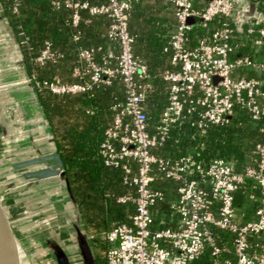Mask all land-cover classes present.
<instances>
[{
  "label": "built area",
  "instance_id": "2783aa9c",
  "mask_svg": "<svg viewBox=\"0 0 264 264\" xmlns=\"http://www.w3.org/2000/svg\"><path fill=\"white\" fill-rule=\"evenodd\" d=\"M133 1L140 0H106L94 6L66 1V6L76 10L88 8L92 13L106 14L111 19L108 37L121 46V53L114 55L109 49L107 58L116 59L114 67L108 64L110 60L97 63L94 49L80 47L90 83H37L56 93L85 91L94 85L108 84L114 77L124 83L125 99L112 107L115 115L105 129L100 156L105 165L120 168L124 181L135 186L136 196L120 198L121 202H132L135 209L130 222H115L99 234L107 243L105 264H194L205 253L209 254V264H264V126L260 129L263 140L255 146L256 164L242 172L221 158L204 168L190 155L170 159L154 151L166 139L170 122L184 113H196L199 127L227 123L237 106L249 111L253 120L264 117V58L234 55V28L226 23L196 45L191 44L189 36L195 22L205 26L222 17L264 40V24H254L255 18L264 23V10L259 11L254 0H161L176 19L170 41L175 69L162 75L170 82L168 104L157 132L151 135L145 111L151 88L147 81L149 72L146 64L134 56L135 36L129 30ZM13 2L16 12L18 1ZM53 3L57 7L61 4ZM190 18L195 21L190 22ZM78 20L76 12L73 23ZM57 55L47 41L38 60H53ZM245 69L254 74L246 76ZM88 72L74 70L77 76ZM195 174L197 177H192ZM169 178L181 182L172 205L179 213L178 225L158 228L153 208L164 193L156 185ZM246 179H253L260 193L254 217L243 222L234 204V193ZM216 229L229 236L219 235Z\"/></svg>",
  "mask_w": 264,
  "mask_h": 264
},
{
  "label": "crops",
  "instance_id": "0c3cea01",
  "mask_svg": "<svg viewBox=\"0 0 264 264\" xmlns=\"http://www.w3.org/2000/svg\"><path fill=\"white\" fill-rule=\"evenodd\" d=\"M17 1V14L26 15L32 10L29 0ZM55 1H59L66 7L65 10L69 15L67 24L73 30L72 38L68 44H63L64 47L51 38L44 39L42 42L39 39L31 40L28 36L19 37L5 8L4 0H0V161H5L9 166L8 169L6 168V177L20 179L21 184L18 188H21L22 195L29 197L31 192L35 194L36 202H39L40 206L38 208H43L50 218L48 224H40L38 228L27 232L29 236L31 234L38 236L36 245L44 247L43 251H41L42 248L35 250L39 257L37 261L34 257L36 254L31 252L36 245L25 244L34 264H59L60 251L67 255L69 264H80L81 255L76 242L77 233L74 223L90 242L97 264H105L107 243L100 238L99 234L109 230L115 222L116 213L112 212V206L120 207V214L126 218L124 222H130V216L135 209L132 202L120 201L123 196H136L135 186L124 181L122 170L105 165L103 162V170L99 178L72 181L64 163L69 187L77 204V208H74L64 179L54 177L42 181L25 176L28 172L46 168L48 165L44 161L21 167L15 166L20 162L42 159L55 152H58L63 160L57 137H61L68 130L81 129L86 125V111L90 110V107L84 105L82 101L86 93L98 90L102 92L101 95L111 97L113 103H119L125 98V87L120 77L112 78L108 84L101 83L79 92L56 93L48 87L38 86L37 83L43 81L81 85L90 83V72L84 59L80 57V47L94 49V60L97 63L102 64L104 60H110L108 64L114 67L116 59L107 58L108 51L110 49L114 55L120 53L117 45H111L107 41L110 18L106 14L92 13L88 8L76 10L74 7L65 5L66 1H87ZM76 12L79 20L77 24H74L73 18ZM150 15L161 16L168 22L170 16V19L175 21L174 15L161 0H144L131 14L130 26L135 36L137 34L139 37L145 17ZM74 36H78V40H74ZM47 41L51 42L52 49L58 55L53 60L41 62L38 58ZM135 54L144 60L149 72L153 75L157 76L171 69L169 55L160 56L148 62L150 60L149 44L141 36L136 42ZM29 64L33 66L32 72H30ZM76 68L88 73L77 76L74 74ZM26 76L31 79L30 85ZM1 85L6 88H2ZM43 88H47L58 99L52 106V123L40 99L39 93ZM108 123L110 124L105 128L113 121L110 120ZM2 125H5L7 135L4 134ZM48 162L53 163L54 159H49ZM136 168L133 164L135 173ZM9 186L13 187L14 183L12 182ZM157 188L168 199L170 197L174 201L177 193V187L174 184L163 181L157 184ZM7 199L10 201L8 206L14 208L15 199ZM31 199L32 197L30 201ZM12 225L15 229L13 222ZM28 238L34 239V237ZM47 255L50 258H46Z\"/></svg>",
  "mask_w": 264,
  "mask_h": 264
},
{
  "label": "trees",
  "instance_id": "16d2710c",
  "mask_svg": "<svg viewBox=\"0 0 264 264\" xmlns=\"http://www.w3.org/2000/svg\"><path fill=\"white\" fill-rule=\"evenodd\" d=\"M54 1L29 0L32 10L26 15H20L12 9L13 0H4L5 8L19 37L28 36L31 40L39 39L42 42L44 39L51 38L61 46L68 44L73 33V30L67 24L69 15L63 4L57 7L53 3ZM80 1H87L92 6L106 2V0ZM143 1H133L132 3L129 17V30L132 34L131 14L136 8H139ZM254 1L257 2L259 11L264 10V0ZM170 18L169 16L168 22L157 15L145 17L143 30L139 33V37L134 34L133 53L139 61L145 64L144 60L138 58L135 54V45L141 36L149 44L150 60L148 62H152L154 61L152 59L160 56L166 57L168 55L170 62L172 58L171 34L176 24V19L172 21ZM224 23L234 28L232 36V44L236 47L234 55H249L251 58L258 60L264 58V40H261L255 33L248 34L245 27H240V29L233 22L222 17L214 18L205 26L200 24L199 21L195 22L189 32L191 44L196 45L202 37L209 38L212 31L222 27ZM254 24L255 27H260L264 23L255 18ZM107 41L111 45H117L121 53V46L117 42H112L108 37V33ZM32 67L29 64L30 72H32ZM169 68L175 69L172 64H169ZM244 74L251 76L254 73L251 69H245ZM162 75L163 73L156 76L149 72V78L147 79L151 88L146 95L145 111L148 123L147 131L151 135L157 132L161 124L163 111L168 104L170 82L164 80ZM101 93L95 90L83 96L84 105L90 107V110L86 111V125L81 129L68 130L61 137H57L59 150L72 181L83 178H99L103 170L100 145L104 139L105 127L110 124L108 123L110 120L113 121L115 115V110L112 107L118 102L113 103L111 97H105V94L101 95ZM39 95L52 123V106L58 99L47 88H43ZM197 118L196 113H184L183 117L170 122L166 139L154 150L156 154L170 159L190 155L204 168L208 167L214 159L221 158L231 162L234 168L240 172L248 166L256 164L258 156L255 152V146L263 140L260 129L264 126V117L253 120L249 111L237 106L235 113L225 124H208L205 127H199L196 123ZM192 177H197V174ZM163 181H169L177 188L181 184L179 180L172 178L158 181L157 184ZM259 190V186L253 179H246L245 183L235 191L234 204L243 222L254 217L259 205ZM177 198V193L174 201L164 195L163 199L159 200L154 206V217L158 228L177 227L179 213L172 207ZM111 209L112 212L116 213L115 222L126 221V218L120 214V207L112 206ZM118 211L119 214H117ZM216 232L221 236H229L225 231L216 229ZM209 259V254L205 253L194 264H209Z\"/></svg>",
  "mask_w": 264,
  "mask_h": 264
},
{
  "label": "water",
  "instance_id": "95a60500",
  "mask_svg": "<svg viewBox=\"0 0 264 264\" xmlns=\"http://www.w3.org/2000/svg\"><path fill=\"white\" fill-rule=\"evenodd\" d=\"M190 22H194V18L189 19ZM28 84H31V79L26 76ZM11 110V109H10ZM4 134H8L5 125H2ZM49 159H54L53 163L48 162ZM44 161L48 166L46 168L28 172L25 174L26 177H32L37 180H48L54 177L64 179L67 187L68 194L71 198L72 205L77 208V204L74 200L73 194L69 187V181L66 175L64 162L58 152L51 155L45 156L42 159L36 158L33 160H28L16 164V167H21L24 165L32 164L35 162ZM9 200L3 201L0 196V264H11V259L13 256V249L15 244L19 246L22 250V263L23 264H34L33 260L29 256L25 245L20 241V239L15 234V229L12 225L10 214L8 211ZM77 219V217H75ZM78 221V219H77ZM74 228L76 229L77 235V245L81 255L80 264H97L93 248L90 242L87 240L85 235L79 230V227L74 223ZM59 264H69L67 255L60 251L59 254ZM60 259H62L60 261Z\"/></svg>",
  "mask_w": 264,
  "mask_h": 264
},
{
  "label": "rangeland",
  "instance_id": "374dc122",
  "mask_svg": "<svg viewBox=\"0 0 264 264\" xmlns=\"http://www.w3.org/2000/svg\"><path fill=\"white\" fill-rule=\"evenodd\" d=\"M3 85H1L2 87ZM6 88V87H2ZM9 160V159H8ZM10 163V161H9ZM6 168L8 169L9 166L5 161H0V196L2 197L3 201H7V198H14L15 199V205L14 208H11L8 206V211L11 217L12 222L15 225V234L20 239V241L25 245H36L37 241L36 239L38 236H29L27 232L29 233L30 230L38 228V225L48 224L50 218L46 215V211L41 208L39 209V202H36L37 198L35 194L31 192V195L29 197L23 196L22 191L20 187L21 180L11 177H6L7 172ZM14 183L13 187H10L9 184ZM14 188V189H13ZM18 188V189H17ZM13 189V190H12ZM35 196V197H34ZM32 197L31 201L30 198ZM35 222H37L35 224ZM28 237H31L34 239H29ZM36 248V249H35ZM35 248L31 249V252L33 254H36L34 257L38 261V252H35V250H39L42 248V245L37 246ZM44 247L41 249L43 251ZM44 258V257H43ZM46 258H50V256L47 255ZM51 264V263H50Z\"/></svg>",
  "mask_w": 264,
  "mask_h": 264
},
{
  "label": "bare ground",
  "instance_id": "6f19581e",
  "mask_svg": "<svg viewBox=\"0 0 264 264\" xmlns=\"http://www.w3.org/2000/svg\"><path fill=\"white\" fill-rule=\"evenodd\" d=\"M11 264H23L22 263V250L16 244L13 249V256L11 259Z\"/></svg>",
  "mask_w": 264,
  "mask_h": 264
}]
</instances>
